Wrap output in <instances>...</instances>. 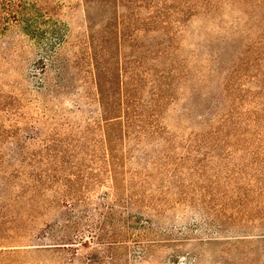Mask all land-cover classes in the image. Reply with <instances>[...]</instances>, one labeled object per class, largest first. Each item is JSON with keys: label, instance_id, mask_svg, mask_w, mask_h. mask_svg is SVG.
<instances>
[{"label": "rangeland", "instance_id": "1", "mask_svg": "<svg viewBox=\"0 0 264 264\" xmlns=\"http://www.w3.org/2000/svg\"><path fill=\"white\" fill-rule=\"evenodd\" d=\"M116 10L0 0V245L23 250L0 264H234L237 230L211 206L203 173L204 17L178 33L181 74L150 110L147 87L119 95L142 47L109 39L106 99L75 63L89 21L114 24Z\"/></svg>", "mask_w": 264, "mask_h": 264}, {"label": "trees", "instance_id": "2", "mask_svg": "<svg viewBox=\"0 0 264 264\" xmlns=\"http://www.w3.org/2000/svg\"><path fill=\"white\" fill-rule=\"evenodd\" d=\"M112 1L125 12L116 10L114 24L108 17L89 21L86 47L75 63L84 66L96 94L106 99L110 58L104 47L109 39L114 36L118 46L126 40L142 47L132 60L134 68L123 65L129 73L119 81V95L131 100L134 88L140 94L147 87L150 110H160L172 94L171 82L181 74L182 63L173 57L178 33L189 18L203 15L207 39L200 135L208 199L237 230L228 235L242 245L234 264H264V0ZM140 8L143 15L137 18ZM152 33L160 34L154 43L143 39ZM158 60L164 65L156 67ZM21 251L0 245V261Z\"/></svg>", "mask_w": 264, "mask_h": 264}]
</instances>
